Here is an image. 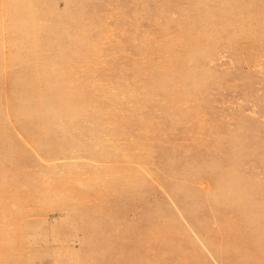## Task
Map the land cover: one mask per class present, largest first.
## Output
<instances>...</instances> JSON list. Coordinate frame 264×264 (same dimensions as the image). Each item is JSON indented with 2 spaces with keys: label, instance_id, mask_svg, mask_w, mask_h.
Returning <instances> with one entry per match:
<instances>
[{
  "label": "rangeland",
  "instance_id": "1",
  "mask_svg": "<svg viewBox=\"0 0 264 264\" xmlns=\"http://www.w3.org/2000/svg\"><path fill=\"white\" fill-rule=\"evenodd\" d=\"M0 264H264V0H0Z\"/></svg>",
  "mask_w": 264,
  "mask_h": 264
},
{
  "label": "bare ground",
  "instance_id": "2",
  "mask_svg": "<svg viewBox=\"0 0 264 264\" xmlns=\"http://www.w3.org/2000/svg\"><path fill=\"white\" fill-rule=\"evenodd\" d=\"M241 157V156H240ZM242 158V157H241ZM224 196L226 195V197H227V195H231V191L229 190V192H226L225 194H223ZM242 200H243V198H241ZM231 211V210H230Z\"/></svg>",
  "mask_w": 264,
  "mask_h": 264
}]
</instances>
